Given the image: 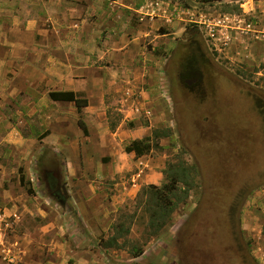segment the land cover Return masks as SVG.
I'll return each mask as SVG.
<instances>
[{"label": "rangeland", "instance_id": "obj_1", "mask_svg": "<svg viewBox=\"0 0 264 264\" xmlns=\"http://www.w3.org/2000/svg\"><path fill=\"white\" fill-rule=\"evenodd\" d=\"M9 1L0 10V264H206L196 224L231 207L243 264H264V0L145 6L129 20L142 17L151 30L136 46L134 73L131 55L117 54L119 15L92 8L106 0ZM236 17L251 29L239 30ZM218 19L225 27L214 39L207 24ZM190 36L210 58L206 98L175 78ZM78 88L91 100L81 113L49 96ZM156 128L170 135L148 154L125 151ZM179 163L193 167L194 186L152 236L144 190ZM52 181L66 195L57 198ZM220 224L229 236L228 220ZM111 236L119 246H104Z\"/></svg>", "mask_w": 264, "mask_h": 264}, {"label": "trees", "instance_id": "obj_2", "mask_svg": "<svg viewBox=\"0 0 264 264\" xmlns=\"http://www.w3.org/2000/svg\"><path fill=\"white\" fill-rule=\"evenodd\" d=\"M232 4L234 3H229V5ZM49 96L55 101L74 102L79 113H81L83 107L88 105V99L78 96L73 90L51 91ZM78 125L85 134H88L87 125L81 117L78 119ZM169 135L170 130L160 128L153 129L150 135L141 139H133L126 145L125 151L128 153H135L136 157L143 156L148 154L153 147L159 145L160 138ZM192 172L193 167L186 166L184 163H179V165L169 164L166 182L161 186L150 184L145 188L144 192L150 195L149 203L152 201L153 204V208L150 210L151 216L149 220L150 234L152 236L157 235L167 225L178 205L188 198L189 192L194 186ZM181 184L183 187H181ZM103 244L105 247L120 245L117 236H111L107 240H104ZM141 253L142 250L138 248L134 251L133 255L138 256Z\"/></svg>", "mask_w": 264, "mask_h": 264}, {"label": "flooded vegetation", "instance_id": "obj_3", "mask_svg": "<svg viewBox=\"0 0 264 264\" xmlns=\"http://www.w3.org/2000/svg\"><path fill=\"white\" fill-rule=\"evenodd\" d=\"M188 39L189 43L186 44L187 55L183 59V62L176 67L175 78L180 86L183 85L187 88V90L194 92L199 98H202L203 96L206 98L205 95L207 94V91L203 67L207 66V62L210 63V58L205 52H202L201 44L197 38L190 36ZM209 85H211V80ZM257 105L260 106L258 100ZM262 119L264 121V115ZM51 186L56 188L55 195L57 198H60L61 194L66 195L63 191V185H60L58 181H52ZM211 215L212 216L210 217L206 214L203 218H201L194 229V234L196 235L197 240L203 239L205 242L204 251L209 254H214L219 260H213V258L207 254V259H209L206 264H243L245 259L244 253L242 252L241 239L239 234H234L231 229L229 213L227 217L226 213L224 215ZM236 215L237 212L235 211V218ZM221 220L224 222L228 220L229 236L223 237L222 235H219V232H221L219 226L222 225L220 224Z\"/></svg>", "mask_w": 264, "mask_h": 264}, {"label": "crops", "instance_id": "obj_4", "mask_svg": "<svg viewBox=\"0 0 264 264\" xmlns=\"http://www.w3.org/2000/svg\"><path fill=\"white\" fill-rule=\"evenodd\" d=\"M106 1H107L106 4H104L103 6H98L96 3L93 4L92 5L93 10L96 12L102 11V13L118 14L120 21L124 23V27L122 29L123 35L121 36V40H118L115 44V45H117V47H118L117 49H119V50L117 52V50L114 48L112 57L116 59L115 60L116 62H119L120 60L117 59V57H118L117 54H119V52L121 54L123 53V54L131 55V58L129 60L130 65L128 64L129 65L128 66L129 67V73H131V72L134 73L135 71L137 72L138 69L134 68L135 57L133 56V54H135V50H136L137 45H139L141 48V44H142L141 41H143L147 37V34H148L146 32V30L149 31L150 29L146 25L147 22H143L142 17H140L138 19L137 23H131V22H129V20H131V17L134 14L139 13L141 15L140 12H142L143 8H145V6H148L149 4L151 5V10H153V11L158 10V9H164V7L160 4V2H157L156 0H106ZM9 3H10L9 0H0V10L1 9L3 10L2 7L9 5ZM5 11H7V10H5ZM113 18H115V17H113ZM117 21H118V19H117ZM126 21H127V23H126ZM109 32H110V37H111V33H113V31L109 30ZM74 34H76V33H74ZM163 35H167V34L164 33ZM78 36L80 39H82L81 34H79ZM161 38H162V36H160V38H158V39H161ZM167 39L169 41L170 38H167ZM108 42H109V40H108ZM113 44H114V42H113ZM121 44H123L124 46L122 47ZM116 52H117V54L115 55ZM157 62L159 64H161L160 61H157ZM134 82L132 81V79L129 80V83L132 87H138L137 84H135ZM134 89H136V88H133V90H132L133 93H135ZM72 90L74 92L80 91L79 88L78 89H72ZM85 91L94 92L93 88L85 89ZM87 99H88V105L86 107H89L91 104V100H89V98H87Z\"/></svg>", "mask_w": 264, "mask_h": 264}, {"label": "built area", "instance_id": "obj_5", "mask_svg": "<svg viewBox=\"0 0 264 264\" xmlns=\"http://www.w3.org/2000/svg\"><path fill=\"white\" fill-rule=\"evenodd\" d=\"M237 20L242 23L243 22V25H239L237 26V28H241L239 30H242V31H247V30H250L251 29V23L250 22H245V19L242 18V17H236ZM222 19H218L216 20L215 22H213V24H211L210 22L207 24L208 28H209V31H210V36L213 37L214 39H218V37H215L216 34H218V32H223V26L225 27V25H223L222 23ZM223 34V33H222ZM229 39V36H225V40Z\"/></svg>", "mask_w": 264, "mask_h": 264}, {"label": "water", "instance_id": "obj_6", "mask_svg": "<svg viewBox=\"0 0 264 264\" xmlns=\"http://www.w3.org/2000/svg\"><path fill=\"white\" fill-rule=\"evenodd\" d=\"M241 0H230V2H240ZM63 191L64 193L67 192L66 187L63 185ZM230 225H231V229L233 231L234 234H237V222H236V218H235V208L231 207L230 208ZM238 238V237H237Z\"/></svg>", "mask_w": 264, "mask_h": 264}]
</instances>
